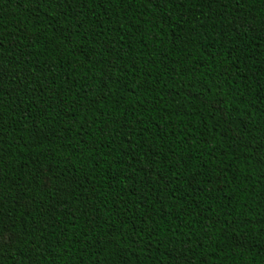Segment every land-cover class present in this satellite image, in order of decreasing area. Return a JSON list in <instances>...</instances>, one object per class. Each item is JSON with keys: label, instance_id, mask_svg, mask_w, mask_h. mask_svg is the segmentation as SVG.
Returning <instances> with one entry per match:
<instances>
[{"label": "trees", "instance_id": "obj_1", "mask_svg": "<svg viewBox=\"0 0 264 264\" xmlns=\"http://www.w3.org/2000/svg\"><path fill=\"white\" fill-rule=\"evenodd\" d=\"M0 264H264V0H0Z\"/></svg>", "mask_w": 264, "mask_h": 264}]
</instances>
